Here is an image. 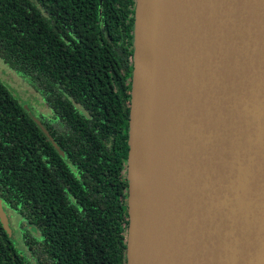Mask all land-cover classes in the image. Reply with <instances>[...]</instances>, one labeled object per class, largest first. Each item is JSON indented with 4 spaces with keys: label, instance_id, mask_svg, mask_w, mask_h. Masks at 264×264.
I'll list each match as a JSON object with an SVG mask.
<instances>
[{
    "label": "water",
    "instance_id": "1",
    "mask_svg": "<svg viewBox=\"0 0 264 264\" xmlns=\"http://www.w3.org/2000/svg\"><path fill=\"white\" fill-rule=\"evenodd\" d=\"M134 1L126 264H264V0Z\"/></svg>",
    "mask_w": 264,
    "mask_h": 264
},
{
    "label": "trees",
    "instance_id": "2",
    "mask_svg": "<svg viewBox=\"0 0 264 264\" xmlns=\"http://www.w3.org/2000/svg\"><path fill=\"white\" fill-rule=\"evenodd\" d=\"M134 0H0V59L54 112L0 79V264H126ZM44 126L64 156L38 125Z\"/></svg>",
    "mask_w": 264,
    "mask_h": 264
},
{
    "label": "rangeland",
    "instance_id": "3",
    "mask_svg": "<svg viewBox=\"0 0 264 264\" xmlns=\"http://www.w3.org/2000/svg\"><path fill=\"white\" fill-rule=\"evenodd\" d=\"M0 79L9 87L10 91L16 97L25 102V107L28 108L31 113H33L34 110L37 112V114H40L39 112L47 114V106L43 103L41 97L20 76H18L13 70L9 69L1 59ZM3 207L8 217L11 237L13 238L16 247L22 250L23 252H26V246L21 239L20 232L18 229V215L14 214L4 205ZM0 222L2 226H4L3 221L1 219Z\"/></svg>",
    "mask_w": 264,
    "mask_h": 264
},
{
    "label": "flooded vegetation",
    "instance_id": "4",
    "mask_svg": "<svg viewBox=\"0 0 264 264\" xmlns=\"http://www.w3.org/2000/svg\"><path fill=\"white\" fill-rule=\"evenodd\" d=\"M4 63V62H3ZM9 69H11V70H13L16 74H17V72H16V70H14V69H12V68H10L6 63H4ZM18 76H20L21 77V75L20 74H17ZM30 87H32L33 89H34V91L41 97V99H42V101H43V103L47 106V109H48V112H47V114H45V113H41V112H39L40 114V116L39 117H41V118H43V119H45L46 120V122H47V120H50L52 117H53V115H54V112L52 111V107H50L49 105H47V102L43 99V97H42V95L40 94V92L36 89V85H35V83L36 82H31V81H27L25 78H23V77H21ZM34 113V114H33ZM33 116L35 117V118H37V112L36 111H34L33 110Z\"/></svg>",
    "mask_w": 264,
    "mask_h": 264
},
{
    "label": "bare ground",
    "instance_id": "5",
    "mask_svg": "<svg viewBox=\"0 0 264 264\" xmlns=\"http://www.w3.org/2000/svg\"><path fill=\"white\" fill-rule=\"evenodd\" d=\"M160 96L162 97L161 93H160ZM152 125H153V133H152L153 142L156 143L158 141V139H159L158 135H157V132L160 131V127L162 125V120L159 117L158 111H157V113L154 116ZM155 152H156L155 149H152V153H155Z\"/></svg>",
    "mask_w": 264,
    "mask_h": 264
}]
</instances>
